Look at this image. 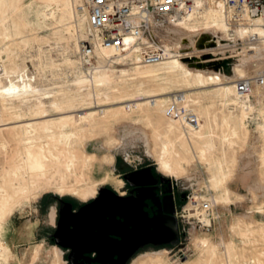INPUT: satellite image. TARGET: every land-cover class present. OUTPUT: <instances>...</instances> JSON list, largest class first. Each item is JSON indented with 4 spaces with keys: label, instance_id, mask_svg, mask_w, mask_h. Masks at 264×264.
Wrapping results in <instances>:
<instances>
[{
    "label": "rangeland",
    "instance_id": "obj_1",
    "mask_svg": "<svg viewBox=\"0 0 264 264\" xmlns=\"http://www.w3.org/2000/svg\"><path fill=\"white\" fill-rule=\"evenodd\" d=\"M82 2L64 0L70 16L66 19L59 11L47 14L56 9L53 0H0V92L10 79L31 83L37 92L49 97L34 94L27 105L41 98L45 103L44 117L51 118L40 119L34 106L27 109L0 94V264H67L66 250L51 237L61 202L68 200L77 206L90 201V197L79 194L83 186L78 184L83 180L99 183L105 179L98 189L107 186L124 193L123 175L145 166L152 167L155 174L172 185L178 239L170 244L145 245L127 264H264V224L259 222L264 220L262 96L256 90L253 96L229 105L228 101L236 100L233 86L221 93L206 77L220 73L226 76L227 84L228 77L264 70V51L262 57L236 68L240 51L235 48L240 45L234 42L223 39L222 43H229V47L222 52L208 44L200 57L191 55L184 45L178 57L181 61L173 58L193 72L187 80L178 74H161L162 65L142 64L141 69H153L157 76L140 79L133 69L137 65L132 64L134 59L130 63L115 62L111 67L101 60L97 76L102 77L105 69L111 76L108 82L94 86L88 83L91 71L85 72L78 58L86 25L74 7ZM200 25L196 24V29ZM158 34L169 46L186 36L181 29L166 25ZM215 50L218 51L213 53ZM196 67L208 71L201 81L196 79ZM132 77L137 78L131 80ZM138 88L162 93L165 101L178 91L189 93L190 99L196 101L190 104L199 118L200 134L187 133L169 149L168 156L178 176L167 175L157 161L161 142L158 134L170 140L176 134L182 136L176 123L165 120L166 103L130 112L122 109L131 103L122 101ZM95 100L100 101L99 108L103 106L108 111L106 114L101 113V108H93ZM112 101L113 107L107 109L106 103ZM53 103L96 113L87 125L60 116ZM247 105L245 110L242 106ZM169 123L174 125L172 131H167ZM65 143H69V155L62 153ZM204 144L210 150L202 160L198 151ZM82 145L87 155H94L92 159L80 155ZM36 165L45 172L35 170ZM25 186L29 193L22 196ZM194 196L222 200L210 211L213 219L208 231L194 226L199 218H186ZM213 244L216 251L211 257Z\"/></svg>",
    "mask_w": 264,
    "mask_h": 264
},
{
    "label": "bare ground",
    "instance_id": "obj_2",
    "mask_svg": "<svg viewBox=\"0 0 264 264\" xmlns=\"http://www.w3.org/2000/svg\"><path fill=\"white\" fill-rule=\"evenodd\" d=\"M53 1L55 2L56 9L50 10L49 12H47V14L52 15L55 12L59 11L60 13H63L62 17L66 19L70 18L66 10L64 0H53ZM213 5L216 6L215 10L212 9ZM77 7H74V11H76V13H80L81 16L80 15L79 16L82 17L83 21L85 22L86 25L85 38H86L88 32V26L86 21L87 12L84 7V4L78 5ZM196 24L199 25L201 24L200 25L201 28L196 29ZM163 26L165 25L158 26V28L154 30V33L158 37H160L159 39L161 40V42L163 39L164 43L163 42L162 43L169 50V56L166 59L155 63H145L139 59L136 50L132 49L131 47L127 48L124 52H121L116 48H114L110 43H106L104 45L95 48V52H94L95 58L98 57V59L96 60V63L93 66L85 67L83 63L80 61L81 66L84 67L83 68L84 71L87 73H90L91 71L92 73L88 80V83L90 82V84L93 83L94 86H99L109 81L108 79L110 78L111 75L107 73L108 71L107 72L105 71L106 69L104 71H101L102 73L100 75L102 77H98L96 74V71H100L98 70L101 68L100 62L105 61L107 62L106 66L108 65L109 67H111L112 65H114L113 63L115 62L130 63L132 62V59L135 60V62L132 64H137L135 67H133L134 72L140 79H148L157 76L155 70L149 68L141 69L143 66L162 65L163 72H161V74H169V75L178 74L181 75L184 80H187L188 77L192 76L193 72L187 66V64L184 65L183 63L179 62L177 59L173 58V57L176 58L180 57L181 50H185L183 47L184 45H187L191 55L194 54L197 57H200L204 54L205 47L210 42H213L215 45L213 50L218 49L219 50V51L217 50L218 52H222L223 50H225V48L229 47V43L228 44L222 43L223 39H226V41L234 42L236 45H240L239 47L236 46L237 48H235V50L240 51L239 52L240 56L237 60L238 63L235 64L236 68L240 67L241 65H243V63H246L249 60L258 59L263 55L262 53L264 51V19L256 18L253 20H249L248 22L247 21L239 22L238 24L232 25V23H230L227 20L226 14L222 10L220 4H218L214 0H195L194 8L191 13L186 14L184 18L179 20L178 23H176L175 25H166L173 29H181V31H184V34H186V36L181 38V40L173 41V43L170 44V46L164 40L163 35L158 34V30L162 29ZM219 32L223 34L220 36L219 34H217ZM202 33H205L204 38L202 37ZM188 34H192L193 35L192 38L189 37ZM252 34L255 36L254 40H251L250 36ZM170 35H172L171 31H170ZM131 41L132 39L128 37L127 43H130ZM237 41H239V43ZM78 50L80 51V49ZM217 51L215 50V52L213 53H216ZM206 61H202V63H205ZM252 63L254 64V66L256 65L255 64L256 61H253ZM139 64H142L143 66ZM194 69H195L196 79L199 81H201V79L205 76V74L208 73L207 70L202 68L196 67ZM259 71H263V70L259 69L258 71H255L254 74L258 73ZM86 76L88 77V74ZM206 77L207 80H210L209 83L215 84L217 86L215 91H220L221 93H223L225 90H227L226 87L230 88L231 86H233L232 90L234 95L236 96L235 98L236 100H232L230 102L228 101L229 105H236L237 100L242 101L248 98L249 96H251V95H241L239 91H237L236 89V81L238 79L247 77L242 73H239V75L236 76L234 79L228 77L229 83L227 84L225 83L226 76L220 73H216L215 75H208ZM136 78L137 77H132L130 79L135 80ZM114 91L117 92L118 90L115 89ZM151 92L153 91L140 90V88L136 89L135 93L131 94L129 97H127L122 101V102L125 101L131 102L130 104L124 105L122 109L126 112V108H128L130 112L134 110H139L143 107L156 108L160 104L167 102L164 100L162 93L160 94L156 92L154 93ZM163 93H167V92H163ZM0 94L3 95L4 98L9 99V101L17 102L20 105H25L27 109H31L32 106H34L36 109V113L41 115L40 119L51 120V118L44 117L46 116V111L44 109L45 103L42 102L41 98H35V101L37 100L35 104L30 105L29 103L27 105V103L31 101L30 97H32L34 94H39L40 96L42 95L43 98H47V99L49 97V96H45L44 93L37 92V89L31 83L29 82L19 83V81H14L10 79L9 84L3 88ZM183 94L185 95L186 101L189 105H191L190 102L196 103L195 100L190 99L189 93H183ZM34 96L32 98H34ZM105 98L107 100L109 99L108 96H105ZM97 101L98 100H95L94 102V105L96 106H93V108L95 109L99 108L98 103L100 101L99 102ZM112 103H115V101L106 103L107 109L113 107L110 106L113 105ZM53 106L56 108V110L61 112L59 114L60 116L69 119L72 118L73 121L74 120L79 122L83 121L87 123V125H89L90 123V118H93L94 114L96 113L94 111L92 112L91 110H86V108H81L80 110H72L71 107L67 106L65 109L64 107H61L56 103H53ZM120 106L122 107V105ZM242 107L245 108L246 110L248 108V105ZM100 108L99 109L102 114H106L108 112L105 111V108H103V106H101ZM193 111L195 112L194 109ZM165 120L176 123L175 125L178 126V129L179 128L181 129L182 136L176 134L174 139L170 140L166 138V136H162L161 134H158V138L161 140V142H160V153L157 157V161L159 168L167 175L178 176L179 174L178 169L173 165V163L171 162L168 156L169 149L173 147V145L175 144L173 142H175L176 140H180L181 137H184V135H186L187 133H190L192 135H197L201 131V125L198 124L197 127H193L191 125L184 124L177 119H173L168 114H166ZM166 127H167V131H172V129H174V125H172L171 123H169V125ZM209 141H210V148H213L214 144L212 138H209ZM68 145L69 143H65L64 146L65 149H63L62 152L66 155H69L70 153V151L67 149L69 147ZM210 148L206 144L202 145L199 148L198 153L200 158H202V160L203 158H205L204 157L205 153H208L206 151L210 150ZM80 155L82 157L87 156L90 159L94 157V155L89 154L90 155L89 156L85 153V149L83 145L81 147ZM43 157L45 160L47 161L49 160V157L48 158L47 157L45 158V156ZM54 158L57 159L58 157L55 156ZM67 158L70 157L67 156ZM69 161L72 162V159ZM34 169L35 170L37 169L39 172H43V171L45 172V169H43L42 167H37V165L36 167H34ZM66 169H69V167H66ZM134 179H137L138 181H145L144 183L152 181L150 174H146L144 172L135 175ZM104 183H105V179H103L99 183L88 182L86 180H83L81 183L78 184L83 186L79 194H82L84 198H89V197L93 198L94 196H96L98 186ZM151 192L152 190H150L147 186H143L136 190L135 198L133 197L123 200H115L114 197H112V195H109L108 193L104 192L103 194L105 195L106 198V199L104 198L105 200H100L98 203L80 209L78 211V214L75 215L71 214V216L66 215V218L64 219L65 220L67 219L74 224L71 225L70 230H66L65 232H63V228H61L60 226L59 233L57 236L64 237L70 242V245L68 246L70 263L75 264L74 260L81 257L78 252V245H82L81 247L82 252L87 251V248L85 247H93V250L96 252V259H99L103 263L119 264V259L122 257V255L125 254L132 247V245H134L135 242L139 241L141 237L149 238L150 237L149 235H158V233H162V234L165 233L166 231L165 229L168 227H166V224L164 223L163 220L164 218H162L161 216L158 217L154 216L152 220H149L147 217L144 216L142 211L139 209L141 200H144V198H150V199L152 198ZM28 193H29L28 188H26L25 186L21 195L25 196ZM97 196H99V194H97ZM97 196L95 198H97ZM201 201H207L206 206L207 208L210 209L214 207L218 202H221L222 200L212 196L207 200L198 199V196L192 197L190 201V205L186 209V217H197L199 218L200 221L208 223L210 220L207 216V211L198 208V206L202 204ZM164 203H166L165 199H164ZM115 210L118 211V213L121 215V216L118 215L121 218V220H115V216L112 217V213L113 212L115 213ZM259 213L262 214L263 211L260 210ZM124 222L129 223L130 229H127L125 227ZM259 222L261 224H264V220H260ZM115 232L118 234L117 236L120 238L119 240L112 239L108 236L109 233L115 234ZM263 239H264V235H263ZM215 246L216 245L214 244L212 245V251L210 255L211 257L214 256V252L216 251L214 250ZM111 254L116 255V259H113V256L110 257Z\"/></svg>",
    "mask_w": 264,
    "mask_h": 264
},
{
    "label": "built area",
    "instance_id": "obj_3",
    "mask_svg": "<svg viewBox=\"0 0 264 264\" xmlns=\"http://www.w3.org/2000/svg\"><path fill=\"white\" fill-rule=\"evenodd\" d=\"M195 0H83L87 12L88 32L81 40L78 56L85 67L96 63L95 48L110 43L117 50H136L145 63H155L166 59L169 50L164 46L154 30L160 25H175L194 8ZM220 4L232 25L248 22L256 18L264 19V0H214ZM132 41L127 43V38ZM251 40L255 36L252 34ZM236 89L241 95H251L258 90L264 103V70L236 81ZM166 112L173 119L197 127L199 119L185 95L178 91L168 96ZM199 209L207 211L209 222L199 220L195 227L210 230L211 210L207 201H201ZM187 218V217H186Z\"/></svg>",
    "mask_w": 264,
    "mask_h": 264
},
{
    "label": "water",
    "instance_id": "obj_4",
    "mask_svg": "<svg viewBox=\"0 0 264 264\" xmlns=\"http://www.w3.org/2000/svg\"><path fill=\"white\" fill-rule=\"evenodd\" d=\"M209 37V36H207ZM214 44L213 42H210L209 45ZM144 172L146 174H150L152 181L150 182H146L145 181H138L137 179H134V176ZM124 179L127 181V183L130 186L134 187V195L133 196H119L117 194H115L113 191L107 189V188H99L98 189V194L99 196H97V198L92 199L90 202H88L87 204H85L82 208L87 207L89 205H93L95 203H98L100 200H105V195L103 194L104 192L108 193L109 195H112V197H114L115 200H123V199H128V198H135L136 197V190L143 187V186H147L150 190H152V198H144L148 199L151 204L153 206L156 207L155 213L152 216H148V213L145 212L143 210V206L147 205L144 200H141V203L139 205V209L142 211V213L144 214L145 217H147L149 220H152V218L161 216L162 218H164V223L166 224V228L165 233H158V235H149L150 237H146L143 238L141 237V239L137 242L134 243V245H132V247L125 253L122 255V257L119 259V264H126L132 257L133 255L143 246L148 245V244H152V245H163V244H170V243H174L176 242V240L178 239V228H177V220L174 216V212H175V207H174V202H173V195L171 194V187L169 189V193L164 194L162 197H160L159 195H157V193L155 192L156 186H154V183H156L155 178L153 177V175L151 174V168L150 166L138 169V170H133L131 172H127L123 175ZM162 180H167L166 178H164L163 176H160ZM146 185H144V184ZM174 187V186H173ZM105 198V199H104ZM164 199L165 202L164 203ZM80 208V209H82ZM158 213V214H157ZM75 215L78 214V212L76 213H72L70 211V208L68 206L63 207L62 209L59 210V218L57 221V226L56 230L54 232V242L55 244L61 246L62 248H68V246L70 245V242L65 239L64 237H58V233H59V228L61 226V228H63V232H65L66 230H70L71 225H73L74 223H71L69 220H65L64 218H66V215ZM121 216L118 211L115 210V213H112V217L115 216V220H121V218L119 216ZM122 222V221H121ZM125 223V222H124ZM125 227L127 229H130V225L129 223H125ZM150 231V230H149ZM112 234V233H109ZM108 234V235H109ZM118 234L115 232V236H117ZM141 235V234H140ZM118 237V236H117ZM116 240H119L115 237ZM82 245H78V252L79 255L81 256V254L83 253L81 250ZM87 248V251H94L93 247H85ZM84 248V249H85ZM113 254L110 255V257H112ZM116 256V255H115ZM116 259V257H115ZM96 261H100L99 259H94ZM102 262V261H101Z\"/></svg>",
    "mask_w": 264,
    "mask_h": 264
},
{
    "label": "flooded vegetation",
    "instance_id": "obj_5",
    "mask_svg": "<svg viewBox=\"0 0 264 264\" xmlns=\"http://www.w3.org/2000/svg\"><path fill=\"white\" fill-rule=\"evenodd\" d=\"M145 167H147V166H145ZM141 168H144V167H139V168H136L135 170H138V169H141ZM129 172H131V171H129ZM151 174L153 175V177L156 180V183H154V186H156L155 192L157 193V195L162 197L164 194L169 193L168 191L170 189V186L172 187V185H170L169 181L168 180H162L160 175H157V174H155L153 172L152 167H151ZM123 179H124V177H123ZM124 181H125V184H124L125 186L124 187L126 188V192H124V193H118L115 190H113V189H111L110 187H107V186H104L103 188H107V189L113 191L115 194H117L119 196H123V197L124 196H133L134 195V190H133L134 187L130 186L125 179H124ZM171 192H172V188H171ZM97 194H98V189H97L96 196H97ZM96 196L91 198V200L94 199ZM90 201H87L85 203H82L80 205L75 206L71 201L63 200L61 202L60 206H59V209H58V218H59V210L62 209L63 207L68 206L72 213H76V212H78L80 210V208H82L85 204H87ZM144 202L147 205L143 206V210L145 212H147L148 216L150 217V216H152L155 213L156 207L153 206L148 199H145ZM173 202H174V200H173ZM174 207H175V203H174ZM57 221H58V219H57ZM55 222H56V217H55ZM56 227H57V223H56ZM56 227H55V229H54V231H53V233L51 235L53 241H54V236L53 235H54V232L56 230ZM108 236L110 238H112V239H115V237L117 239H119V237L115 236V234H109ZM64 249L66 250L65 254H66L67 264H71L70 261H69V250H68V248H64ZM115 257L116 256L113 255V259H115ZM95 258H96V252L95 251H85V252H83L81 254L80 258L74 260V263L75 264H108V263H103L101 261H96V260H94Z\"/></svg>",
    "mask_w": 264,
    "mask_h": 264
},
{
    "label": "crops",
    "instance_id": "obj_6",
    "mask_svg": "<svg viewBox=\"0 0 264 264\" xmlns=\"http://www.w3.org/2000/svg\"><path fill=\"white\" fill-rule=\"evenodd\" d=\"M234 184V183H233Z\"/></svg>",
    "mask_w": 264,
    "mask_h": 264
}]
</instances>
